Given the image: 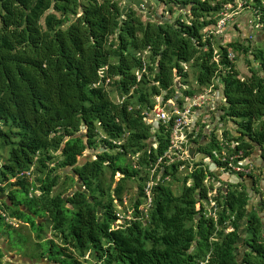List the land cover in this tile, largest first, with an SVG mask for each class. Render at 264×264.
<instances>
[{"label": "trees", "instance_id": "16d2710c", "mask_svg": "<svg viewBox=\"0 0 264 264\" xmlns=\"http://www.w3.org/2000/svg\"><path fill=\"white\" fill-rule=\"evenodd\" d=\"M121 1L0 0V206L37 236L45 222L51 227L59 240L46 239L38 256L56 264H87V252L99 264H264V198L249 203L252 190L263 195L256 185L264 181V45L250 37L222 43L209 32L234 0H160L170 12L179 5L186 10L174 20L142 18L136 0ZM246 2L264 34V0ZM229 49L244 54L246 76ZM185 63L195 67L199 90L220 80L216 124L208 133L200 128L194 146L209 154L220 149L214 131L229 119L235 127L222 131L234 142L229 149L259 156L262 179L253 169L231 180L199 159L192 168L186 163L174 193L164 177L185 161L163 157L144 215L143 186L171 131V122L148 121L144 112L156 96L161 105L181 104L199 91L188 85ZM86 149L93 156L78 160ZM207 175L214 178L208 184ZM131 178L137 179L134 198L115 223L114 200L122 201ZM1 223L12 226L0 215ZM239 238L245 246L240 258Z\"/></svg>", "mask_w": 264, "mask_h": 264}, {"label": "built area", "instance_id": "2783aa9c", "mask_svg": "<svg viewBox=\"0 0 264 264\" xmlns=\"http://www.w3.org/2000/svg\"><path fill=\"white\" fill-rule=\"evenodd\" d=\"M246 6H249L246 0H234L231 3L224 4L223 9L219 13L216 24L214 27H212V29L209 30V32L213 34H219L222 32L226 22L233 19L235 16L234 10L237 7L241 8ZM255 19V17H251V20ZM227 56L229 58H233V51L229 49ZM214 59L216 61L218 59L216 50H214ZM144 68L145 64H143L142 71ZM137 78H140V73L137 74ZM216 85L217 84L215 81L212 80L208 85L202 87V89L197 93L185 97L181 104H177L176 101L170 100L167 103L161 105L159 96H156L157 103L151 109L144 112L148 121L158 119L165 123L171 122V131L167 149L164 151L163 155L157 159L156 164L151 168L150 178L143 186L144 200L139 205V209L142 211V214L147 215L148 209L151 205V188L157 183V180L159 179L160 172L156 173V170L159 167V162L163 159V157L165 158L163 161L167 163H170L174 160H184L185 162L180 164L179 167H183L186 165V163H188V168H192L193 162L200 159L209 165H213V168L218 169L219 172H227L228 174L234 175L238 173L247 175V173H251V171L254 169L253 160L246 157L242 149L230 150L228 146L232 147L234 142L225 140L223 136L220 138L217 137L219 139L220 149H212L210 154L197 150L191 140L196 136L197 130L201 124H208L206 121V118L209 115L208 110L212 109L215 102L221 99V97L217 95L219 87ZM189 132H193V134L189 136ZM193 147V152H191V148ZM161 170L162 169H160V171ZM23 172L26 175H30L29 170ZM13 179V177L10 178V180ZM213 179V177H209V175H207L204 179V182L206 183V180L213 181ZM0 185H3V183H0ZM30 194L31 192L29 191V195ZM212 194H215V192L210 190V192H208L207 202L210 206L211 215L215 217L217 205L211 196ZM2 197L3 195H0V199ZM0 215L4 217L6 222L17 226V223L14 222V217L10 216L7 210L3 209L1 206ZM126 216L129 217V215ZM122 221V214H120L115 223H121Z\"/></svg>", "mask_w": 264, "mask_h": 264}, {"label": "rangeland", "instance_id": "374dc122", "mask_svg": "<svg viewBox=\"0 0 264 264\" xmlns=\"http://www.w3.org/2000/svg\"><path fill=\"white\" fill-rule=\"evenodd\" d=\"M124 1L125 0H122L121 4L124 5ZM136 1H137L136 3L134 1L133 2L131 1V2L133 3L134 7L137 8L138 12L142 13V18H146L148 15L150 17L153 16L155 18L162 17L163 19L170 18L173 20L179 15L185 18L186 10L183 9L182 6L180 7V5L173 6V10L170 12L168 10L166 11V9H168V4H163L162 10H161L162 12H160L157 8V6L159 5L158 1L160 2V5H161L162 1L160 0H156V1L155 0H136ZM237 8L234 10L235 11L234 18L239 19V17L242 16L247 11L248 12L250 11L252 18H254V14H253L254 12L252 13V11L250 10V6L241 7V8L237 7ZM230 21L231 20L227 21L226 25L229 24ZM236 22L238 21H235L234 23L235 25L233 24L234 26H236ZM251 22L253 24V27H252L253 31H251V33L249 34V37L250 39H253L255 44L263 46L264 36L259 33V30H257V28L259 27V24H256L255 20H251ZM233 25L231 24L230 26H233ZM228 28L229 27H227L226 30H224V32L222 33L221 39L222 38L225 39L223 40L222 43H226L227 41L232 40L231 36H229L228 34V31H229ZM236 28H233L235 30V31L234 30L232 31V33H234L233 35L238 34L239 31L242 32L241 30L243 29L245 30V27L243 24H240V26H237ZM213 35L215 38L216 37L215 35L217 34L212 33V36ZM254 35H256L255 38L253 37ZM245 37L247 38L248 36H245ZM233 53L236 56L234 60V64H235L236 69L239 72V75L241 77L246 76L249 72H248L247 62L244 59V54L242 52H236V51H233ZM250 59L251 60L253 59L252 55H250ZM184 68L187 71L186 81L188 85H192V88L199 90L200 87L196 86V82L194 79L195 73H196L195 67L190 65L189 63H185ZM215 83L218 85L220 83V80L217 78ZM106 89L108 90L111 98L115 100L118 99V94L111 84H107ZM219 103H222V101L219 100ZM216 105L217 104H214V107L212 108V110L208 111L209 115L206 118L207 123H210L212 121L211 126L215 118L214 113H217V110H218V107H217L218 105L217 106ZM203 127H205V125L201 124L199 126V129ZM217 127H218L217 132L215 133H217V137L220 138L222 137V131L224 128H227L230 130L231 128L235 127V124H233L231 120L227 119L226 121H222L221 123L217 124ZM199 129L197 130V132L199 131ZM200 138L201 136H198V139ZM93 152L94 151L92 149H86L82 155L78 156V160L81 161L83 157L88 156L89 154L93 156ZM261 168H262V164L260 165L259 163L257 167L254 168L255 179H259V178L262 179V169ZM187 172H188V168L186 165H184L183 167H179L178 170L175 172V174L173 175L169 174L165 176L163 181L168 183L171 186L174 193H178L180 191L183 177L186 175ZM119 175H120L119 173H116L115 178H118ZM225 176L229 178L230 175H225ZM31 178H32V175H31ZM126 182H127V188L124 191L122 201L114 200L115 207L118 210L119 214L127 213V211L129 210L130 201L134 198V194H135L136 187H137L136 178L127 179ZM209 182L210 181L206 180V184H208ZM214 182L216 185H219L217 184L219 182H216V181ZM244 183L247 184L246 185L247 189L250 191L251 184H249V182L247 183L244 182ZM256 186L259 187L263 195L261 196V194H258V192H255L254 190L251 191L250 193L251 198L249 199V203L254 204V205L260 201V198H264V181H263V185H259V183H257ZM17 195L22 196L23 194L22 192H17ZM260 213L263 215V211H261ZM40 220L42 221L44 220V218H41ZM14 222L17 223V226H14V225L7 226L2 223L0 224V249L3 251V256L0 258V264H56L54 262L48 261L46 257L38 256L40 252L45 251L47 248L46 239L53 238L55 241L59 240L58 236H55L53 234L51 227L45 222L42 232L40 233L39 236H37L35 230H33L24 221L14 217ZM239 232L241 236L244 235L243 228H240ZM37 241H39V245L36 244ZM244 248L245 246L242 245V238H239L238 249H237V251L239 252L238 253L239 258L241 257V253L243 252ZM85 257L88 259L87 264H99V262L96 259L92 258V256L89 255L88 252L85 254Z\"/></svg>", "mask_w": 264, "mask_h": 264}, {"label": "crops", "instance_id": "0c3cea01", "mask_svg": "<svg viewBox=\"0 0 264 264\" xmlns=\"http://www.w3.org/2000/svg\"><path fill=\"white\" fill-rule=\"evenodd\" d=\"M156 1V0H155ZM158 3H159V5L157 6V8H158V10L160 11V12H162L161 10H162V5H163V2H161V5H160V2L158 1ZM167 11V10H166ZM251 17H252V15H251V12L249 11H247V12H245L242 16H240L239 17V19L238 18H234L233 17V19H231V21H230V23L229 24H227V25H225V27H224V29H223V31L222 32H220L219 34H217L216 36H217V39L218 40H220L221 42H223V40H225V39H221V36H222V33L224 32V30H226V28L227 27H229L228 28V34H229V36H231V38L232 39H234V38H239V39H243L245 36H248L249 37V34L251 33V31H253V29H252V27H253V24H252V22H251ZM235 21H238V22H236V26H234L235 24ZM233 25V26H230V25ZM240 24H243L244 25V27H245V30L243 29V30H241L242 32H240L239 31V33L238 34H236V35H233L234 33H232V31L234 30L233 28H236L237 26H240ZM237 29V28H236ZM235 31V30H234ZM263 36H264V34H262ZM237 36V37H236ZM254 38L256 37V35H254L253 36ZM222 100V99H221ZM211 123H212V121L210 122V123H208V124H206L205 125V127H203L204 128V130H205V132H207L208 133V131L209 130H211V129H213L214 128V126H215V121H213V124H212V126H211ZM195 124V123H194ZM219 124V123H218ZM218 128V127H217ZM217 128H216V131H214V132H217ZM216 134V137H217V133H215ZM253 161H254V163L255 164H257L258 165V163L261 165L262 164V160H261V158L259 157V156H256V154H252V156L250 157ZM227 174V173H226ZM225 174V175H226ZM225 175H222V176H224V177H226ZM230 176H229V178L231 179V180H237V177L234 175V174H229ZM245 182L247 183V182H249V184H250V178H248V177H246L245 178Z\"/></svg>", "mask_w": 264, "mask_h": 264}, {"label": "water", "instance_id": "95a60500", "mask_svg": "<svg viewBox=\"0 0 264 264\" xmlns=\"http://www.w3.org/2000/svg\"><path fill=\"white\" fill-rule=\"evenodd\" d=\"M21 209H23V205L20 206ZM26 212H29L28 209H25Z\"/></svg>", "mask_w": 264, "mask_h": 264}, {"label": "bare ground", "instance_id": "6f19581e", "mask_svg": "<svg viewBox=\"0 0 264 264\" xmlns=\"http://www.w3.org/2000/svg\"><path fill=\"white\" fill-rule=\"evenodd\" d=\"M218 34V33H217ZM234 57V56H233ZM232 59V58H231ZM210 214V213H209Z\"/></svg>", "mask_w": 264, "mask_h": 264}]
</instances>
